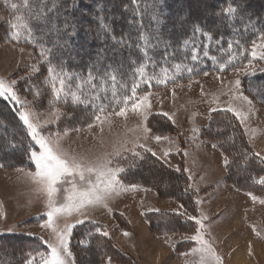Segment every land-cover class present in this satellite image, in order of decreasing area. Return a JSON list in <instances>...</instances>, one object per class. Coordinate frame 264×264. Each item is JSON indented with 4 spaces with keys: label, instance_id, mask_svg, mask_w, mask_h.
<instances>
[{
    "label": "rangeland",
    "instance_id": "1",
    "mask_svg": "<svg viewBox=\"0 0 264 264\" xmlns=\"http://www.w3.org/2000/svg\"><path fill=\"white\" fill-rule=\"evenodd\" d=\"M258 1L264 5V0ZM83 2L88 4L90 0ZM204 3L211 4L212 1H192L193 6L198 8ZM12 4L11 0H0V79L9 84L12 81L17 82L13 86L14 91L23 102L24 110L31 111L33 121L41 125L39 128L41 135L54 140L59 137L60 147L69 156L83 158L86 161H96L104 157L113 159L112 167L125 168V171L117 176L124 186L134 184L128 182L125 173L139 160L138 157L132 156L131 150L135 148L141 156L146 153L142 148L136 147L138 144L152 148L156 157L172 168H176L172 158L180 154L183 160L186 158L187 167L198 188L200 203L198 218L207 217L203 220L204 239L215 254L221 257L222 264H264V203H261L264 201V193L253 192L251 189L248 192H241L231 186L224 164V158L227 156L213 147L204 133L214 112L211 110H225L231 106L247 114L243 123L249 126L251 142L249 145L264 157V104L258 102L244 89L246 76L263 71L264 60L253 59L246 53L244 59L238 58L237 64L226 71H209L206 72L207 75L204 72L185 80L164 83L160 87H146L138 91L137 95L151 93L149 110L142 114L133 112L129 104L126 116L113 114L101 123L95 121L90 104L74 105L70 99L67 102L62 99L58 103L49 104L52 99L51 90L44 84L48 65L29 42L23 38L19 42L9 38L10 23H15V17L21 16L11 8ZM75 9L81 11L84 6ZM205 15L211 17V13ZM262 34L264 29L253 39L242 44L238 52L247 49L250 53L253 41H256L257 45L264 43L261 39ZM257 50L264 51L259 47ZM249 60L252 61L251 65L248 64ZM32 65H36L38 71L33 72ZM246 66L248 71L245 70ZM237 67L240 69L239 72L235 71ZM237 79L241 82L239 87L235 85ZM72 83L75 85V80ZM29 84L38 85L41 94L37 96L35 90L27 87ZM241 94L247 96L252 103L244 101ZM9 101L17 111L20 110L21 105L10 99ZM120 106L124 105L121 103L119 106L110 107L108 112L119 111ZM53 108L58 109L61 115L53 116ZM162 113H168L172 120L161 115ZM103 115H107V112ZM145 116L148 117L147 120L144 119ZM0 118L3 122L8 117L1 114ZM45 121L49 123L45 124ZM89 124L92 127H89ZM145 125L154 135L167 136L169 139L156 142L146 138L143 130ZM24 131L32 145L27 151V159L31 161L29 166L23 161L16 165L8 164L4 158L3 162H0V238L4 237L9 247L16 243L23 244L26 254L16 258L5 252L4 255H0L2 261L8 262L7 264H25L26 261L33 260L34 264H41V257L50 255V250L47 253L40 251L39 244L45 247H48L45 241L55 244L56 232L62 230L66 223H72L75 227L69 238V247L73 256L76 255L72 264H84L85 258L80 252L77 253L80 248L77 245L79 236L76 233L83 225L94 221L97 223L96 227L109 233V237L110 234L116 237L118 243L111 239L115 247L126 253L132 261L112 253V245L100 233L99 239L109 242V250L107 244L105 249H101V253L94 255L95 250H91L90 253L94 257L90 254L89 264H106L108 258H111V264H199L200 254L191 251L198 247L197 243L180 242L191 235L161 234L165 236L155 237L158 234L153 232L142 215L143 211L155 208L187 215L182 206L176 199L160 195L151 188L146 187L148 189L146 190L140 185L137 189L118 191L108 196L104 202L107 207L103 203L88 205L81 212L58 215L54 223L56 231L43 227L47 220L44 214L47 211L48 196L42 185L30 175L36 171L30 154L32 151H39V145L28 134L27 127ZM126 149L129 151H125ZM169 149L171 152L165 158L163 152ZM116 152H120L121 155L115 157ZM5 153L9 154L8 150L0 148V156ZM258 166L260 170L257 178H260L264 173V165ZM91 179L95 181V176ZM76 184L78 189L87 187L78 178ZM57 189L53 199L59 206L66 202L71 185L61 182ZM248 193H252L256 199L253 200ZM114 212H121L119 214L122 218L118 220ZM84 216H87V220L83 224H76V221L83 219ZM9 236L16 241L9 240ZM29 237L34 238V241ZM208 264H215V261L209 260Z\"/></svg>",
    "mask_w": 264,
    "mask_h": 264
},
{
    "label": "trees",
    "instance_id": "2",
    "mask_svg": "<svg viewBox=\"0 0 264 264\" xmlns=\"http://www.w3.org/2000/svg\"><path fill=\"white\" fill-rule=\"evenodd\" d=\"M11 1L18 6L14 12L19 13L34 29L36 43L30 44L37 53H40L41 47L53 48L58 39L61 42L67 40L66 50L55 48L49 57L53 64H59L63 60L68 72L85 75L91 64H97L102 70L109 64L118 68L122 65L117 73L115 84V91L121 100L124 95H131L130 89L133 83L140 79L139 76L133 77L132 72L145 60L142 51L145 40L141 39V36L146 38L148 55L156 62L155 66L148 63L146 72L150 76L162 79L161 69L166 68L169 77L166 84H168L204 72L221 71L218 68L219 63H227L228 57L233 53L238 55L239 47L264 29V5L258 0H211V4L204 3L199 8L193 6V0H135V2L133 0H90L88 4H85L83 0H57V7L53 12L48 13L46 23H37L30 19L40 8L38 2L30 0L29 6L26 7L24 0ZM44 2L49 8L52 7V0H44ZM70 3H75V8L84 6L81 11H76L74 8L68 14L69 23L74 26L75 31L72 36L63 32L66 15L64 9ZM229 6L237 8V11L225 14L223 10ZM213 9L215 12L212 13ZM203 13H211V17ZM197 26L203 32L210 33L212 39L208 40L200 33H194V28ZM68 31L73 29L69 28ZM113 36L116 37L115 41ZM120 40H123V43H117ZM217 40H220L219 45L216 43ZM184 41H188V44L185 45ZM229 42L233 45L231 52L228 51ZM205 44L208 45L209 57L217 58L216 66L209 57L203 56ZM193 48H197L200 53V59L196 62L190 59ZM166 51L168 59L165 61ZM132 61L136 63L133 64ZM45 63L48 65L47 62ZM177 64L181 65L179 70L175 67ZM235 64L237 59L228 65L226 70ZM188 68H193L194 71L189 73ZM95 83L97 88H100L101 82L97 80ZM161 85L163 84L152 80L150 85L142 84L138 91L149 86L160 87ZM104 88L106 91H101L102 99L98 103L115 107L111 80L106 82ZM244 89L258 102L264 104V70L248 74ZM105 96L107 99L103 98ZM17 113L15 106L9 100L0 98V115L4 114L6 118L8 117L5 121H0V148L7 149L9 153L1 155L0 162L2 163L4 158L8 164L16 165L23 161L29 166L31 161L27 159V151L32 148V145L24 131L26 126L19 120ZM7 128L8 131H6ZM204 133L208 142L212 145L216 144V148L230 161L226 166L229 183L240 191L248 192L251 189L253 192L264 193V184L258 183L259 179L264 177V173L261 172L260 178H257L260 170L258 165H264V162H261L260 157L247 155L255 152L249 145L242 124L234 113L225 110L214 111ZM174 157L176 158H172L173 162L180 171L167 166L156 156L144 153L142 159L139 158L132 169L126 171L128 182L151 188L167 198L176 199L186 210L196 214V195L184 169L183 158L180 154ZM114 215L118 220L122 218L119 213ZM144 219L158 235L193 232L196 228L194 221L178 213L162 210L148 212L144 214ZM96 226V222L95 224L87 223L76 233L79 241L82 239L86 241V246L77 242L80 248L77 253L80 252V255L85 258L84 264L90 263L91 250H95L94 255L101 253V249H105L106 244L109 250V242L112 245V253L132 261L126 253L115 247L109 235L105 237L109 242L99 239L100 233L93 231ZM89 233H91L90 236ZM30 239L34 241V238ZM9 240L16 241L11 236ZM26 240L29 239H24ZM183 243L190 244L188 241ZM38 248L46 253L49 250L41 243ZM176 249L178 251V246ZM25 251L23 244L16 243L9 247L7 240L4 237L0 238V255L6 252L19 258L25 256ZM93 254L91 255L94 257ZM7 263L3 261V264Z\"/></svg>",
    "mask_w": 264,
    "mask_h": 264
},
{
    "label": "snow or ice",
    "instance_id": "3",
    "mask_svg": "<svg viewBox=\"0 0 264 264\" xmlns=\"http://www.w3.org/2000/svg\"><path fill=\"white\" fill-rule=\"evenodd\" d=\"M34 2H38L40 4L39 10L36 12V15L31 16L30 19L36 21L37 23H46L48 20V13L53 12L57 7V0H52V7L49 8L44 0H34ZM135 2V0H133ZM30 4V0H24V5L28 7ZM75 3H70L64 9L66 13L64 19V28L63 32L72 36L75 34L74 26L69 23L68 14H70L71 10L75 8ZM17 4L13 3L11 5L12 9H16ZM225 14L235 13L237 8H233L231 6L225 8ZM16 22L10 23V31L9 38L19 42L22 38L29 43L35 44L36 37L34 34V29L32 28L29 22H26L22 16L15 17ZM55 28V25H53ZM69 28H72L73 31H68ZM194 33H200L201 35L207 37L208 40L212 39L210 33L203 32V30L197 26L194 28ZM141 39L145 40V46L142 49L145 60L140 63L137 68H135L132 72V76H139V80L135 81L130 89L131 95H124L122 100L117 95L115 91V84L117 83V73L122 68V65L118 67H113V65L109 64L103 70L97 66V64H91L88 67L87 74L76 73V72H68L65 68V62L63 60L60 61L59 64H53L49 57L53 54L55 48H59L61 50H66L68 48L67 40L61 42L59 39L54 43L53 48H40V55L45 62L48 63L47 68V76L44 79V84L47 87H50L52 99L49 101V104L58 103L60 100H64L67 102L69 99L71 102L76 104H85L91 105L93 109L94 119L97 122H103L110 115L116 116H126L128 112V106L130 104L131 110L133 112L143 113L151 108V103L149 100L150 92H145L143 95L138 96L137 92L142 84L150 85L152 80H156L158 84H164L169 79L167 75V69L162 68L161 72L163 73V78H159L157 76H150L146 72V66L148 63H152L155 66L156 62L151 59L148 55L146 38L141 36ZM261 39L264 40V34L261 35ZM113 40H116V37L113 36ZM117 43H123V40L117 41ZM185 45L188 44V41H184ZM216 43L219 45L220 40H217ZM204 57H209L208 45H203ZM258 47L260 49H264V43L257 45L256 41H253L251 51L248 52L247 49H241L238 53H233L228 57L227 63H219L218 68L221 71L226 70L228 65H231L236 59H244L247 55H250L253 59L259 58V60H264V51H258ZM233 45L231 42L228 44V51L231 52ZM23 51V49H21ZM214 66L217 64V58L215 56L209 57ZM168 59V53L165 52L164 60ZM191 61L196 62L200 59V53L197 48H193L191 57ZM133 64L136 61H132ZM252 61L249 60L248 64L251 65ZM176 69L179 70L181 65L177 64ZM31 69L33 72L38 71L36 65H32ZM246 71L249 69L246 66ZM187 71L192 73L194 71L193 68H188ZM235 71L239 72L240 69L237 67ZM205 75L207 73L205 72ZM23 79V78H22ZM75 80V85H73L72 81ZM99 80L101 82L100 88H97L95 81ZM111 80L113 84V103L116 106H119L121 103L124 106L119 107V111L108 112V108L111 106L109 104L98 103L101 101V91H106L104 85L107 81ZM16 81H12L11 84L7 83L5 80L0 79V98L5 100H11L15 104L21 105L20 110H18V118L22 123L27 127L28 134L31 138L39 145V151H32L30 154L31 160L35 164L36 171L35 173H30L33 178L42 185L43 189L46 191L48 196L47 201V211L45 212V216L47 220L43 227L51 228L53 231L55 230L54 223L55 218L58 215L62 214H71L72 212H81L88 205H96V204H104L107 207V204L104 203L108 196L118 193V191H129L132 189H137L140 187L137 184H130L128 186H124L121 181L117 178L119 173H123L125 171L124 167L116 166L112 167L113 159H109L107 157L98 158L96 161H86L83 158H77L75 156H69L67 152H65L59 144V137L55 140L51 137H44L41 135L39 128L41 125L35 123L33 121V113L29 110H24L23 102L20 101L17 93L14 91L13 86L16 84ZM240 80L237 79L235 81L236 87L240 86ZM27 87L35 90L36 95L39 96L40 88L38 85L29 84ZM126 87V86H125ZM95 93V94H92ZM244 101L248 104H251V100L248 99L247 96H243L241 94ZM84 97V98H82ZM107 99V96L103 97ZM211 111H216L215 109ZM227 112H232L237 117V119L241 120L243 123L244 119H246L247 114L241 113L237 111L235 108L229 106L225 109ZM107 112V115H103ZM53 116L61 115L59 110L53 108L52 110ZM161 115L167 117L169 120H172V117L168 113H162ZM147 116L144 117L147 120ZM49 123V121H45V124ZM174 123V121H173ZM89 127H92L89 124ZM78 130V129H77ZM144 134L146 138L153 139L156 142H160L161 140L169 139L167 136L163 135H154L152 130L148 128L146 125L144 127ZM67 132V130H66ZM66 134V133H65ZM14 146V145H13ZM216 144H213V147H216ZM136 147L142 148L145 152L151 153L153 156H156V153L152 150V148L146 147L143 144H138ZM179 151V149H176ZM129 151V150H125ZM132 156L134 158L138 157L142 159L141 153L136 151L135 148L131 150ZM171 152V149L165 150L163 152V156L166 158ZM121 155L120 152L115 153V157H119ZM248 156L255 155L260 157V153H248ZM247 158V157H246ZM127 159V157H125ZM261 162H264V157H260ZM230 161L227 157L224 158V164L229 165ZM176 171H180V168L177 167ZM92 176H95V181L91 179ZM83 184H86L87 187L84 189H78L76 184V179ZM61 182H67L71 185V190L69 195L66 196V202L62 205L57 206L54 202L53 196L57 192V185ZM260 184H264V177H261L258 181ZM190 187V186H189ZM148 190V189H146ZM249 196H252V193H248ZM252 199L255 200L256 197L252 196ZM199 203V201H197ZM264 203V201H261ZM153 211H158V209H151ZM182 215L183 213H179ZM188 220L195 221L196 227L195 234L185 237L186 240L195 241L198 247H194L191 249L192 253L200 254L199 264H208L209 260L215 261V264H222L221 257L215 254V251L211 248L208 242L204 239L203 233V220L207 219V217L197 218L196 216H188ZM87 220V216H84L83 219L77 220L76 224H83ZM95 224V222H92ZM75 227L72 223H66L64 228L59 232H56V243L51 244L47 241L45 243L48 244L50 255L47 257H41V264H72L74 260L73 253L69 247V238L73 228ZM11 231V229H9ZM95 232L101 233L103 236L107 237L109 233L104 230L102 231L100 227L95 228ZM89 236L91 233L88 234ZM127 235V233H125ZM42 239V238H41ZM79 244L86 246L85 240L78 241ZM187 255V253H185ZM0 264H3V261H0ZM25 264H34L33 260H28ZM106 264H111V258H108Z\"/></svg>",
    "mask_w": 264,
    "mask_h": 264
},
{
    "label": "crops",
    "instance_id": "4",
    "mask_svg": "<svg viewBox=\"0 0 264 264\" xmlns=\"http://www.w3.org/2000/svg\"><path fill=\"white\" fill-rule=\"evenodd\" d=\"M239 121H240V123H241V120L239 119ZM242 124V127H243V129H244V131H245V135H246V138H247V140H248V142H249V144H251V142H250V135H249V130H248V128H249V126L247 125V124H244V123H241ZM254 152L255 153H258L257 152V150H255L254 149ZM260 157H262V156H260ZM184 169H185V171H186V174H187V176H188V178H189V183H190V186H191V188L195 191V201H196V205H197V213L196 214H192V213H190L188 210H186L184 207H183V205L178 201V200H176L177 202H179V204L182 206V208L184 209V211L187 213V215H189V216H196L197 218H198V216H199V213H200V203H197V201H198V188L196 187V185L194 184V180L192 179V176H191V173H190V171H189V169H188V167H187V163H186V158H184ZM232 186V185H231ZM145 189H146V187H145ZM153 191V190H152ZM238 191V190H237ZM154 192V191H153ZM241 192H243V191H241ZM155 193V192H154ZM156 209V208H155ZM158 210H162V211H165V209H160V208H157ZM151 211H153V210H146V211H143L142 212V215H143V217H144V214H146V213H148V212H151ZM167 212H173V213H180V212H176V211H169V210H166ZM118 213H121V212H118ZM123 214V213H122ZM187 215H185V214H182V216H184V217H188ZM146 221V220H145ZM147 222V221H146ZM194 223H195V221H194ZM196 224V223H195ZM196 227H197V225H196ZM196 229V228H195ZM125 232V231H124ZM126 232H128L129 233V231H126ZM111 233V232H110ZM121 233V232H120ZM195 233V230L193 231V232H173V233H167V234H165L166 236H168V235H173V234H185V235H193ZM124 235V234H123ZM154 235V234H153ZM165 235H158V236H156L155 235V237H161V236H165ZM110 238L112 239V240H114V241H116L117 242V239H116V237H114L112 234H110ZM185 241H191V240H181L180 242H185ZM118 243V242H117ZM181 254H183V253H181ZM185 254V253H184Z\"/></svg>",
    "mask_w": 264,
    "mask_h": 264
}]
</instances>
